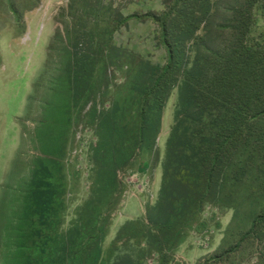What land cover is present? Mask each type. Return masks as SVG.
I'll list each match as a JSON object with an SVG mask.
<instances>
[{
  "label": "rangeland",
  "instance_id": "obj_1",
  "mask_svg": "<svg viewBox=\"0 0 264 264\" xmlns=\"http://www.w3.org/2000/svg\"><path fill=\"white\" fill-rule=\"evenodd\" d=\"M165 1L0 0V264L14 248L17 214L42 157L60 161L59 233L80 224L76 222L81 215L95 207L99 221L107 217L102 240L106 264L128 255L140 264H264L260 243L246 237L261 209L262 190L240 182L211 195L176 245L168 242L155 251L144 234L112 245L127 220L139 219V229L151 226L147 211L161 192L179 90L173 87L163 103L155 139L146 132L134 140L138 133L131 132V125L152 120L143 119L146 106L131 96L137 98L132 82L143 70L142 60L158 66L166 62L167 51L152 16L164 10ZM262 3L254 9L250 41H262ZM83 34L92 37L95 59L90 72L95 88L86 87L92 94L85 104L81 64L73 69L81 56V51L74 55L73 45H81ZM107 41L128 55L110 56L115 62L103 57L99 45ZM117 59H122L120 65ZM102 60L108 62L106 72ZM68 86L74 95L71 108L66 106ZM104 116L110 121L101 123ZM41 140L58 142L45 153L39 148Z\"/></svg>",
  "mask_w": 264,
  "mask_h": 264
},
{
  "label": "trees",
  "instance_id": "obj_2",
  "mask_svg": "<svg viewBox=\"0 0 264 264\" xmlns=\"http://www.w3.org/2000/svg\"><path fill=\"white\" fill-rule=\"evenodd\" d=\"M257 3L261 0H166L164 10L152 14L167 57L160 66L142 60L143 70H138V78L133 76L137 98H131L146 106L143 119L152 120L134 124L137 128L131 125V132L138 133L134 140L146 132L155 139L163 103L175 86L178 107L167 143L161 192L147 211L151 226L139 229V219L125 221L113 246L142 234L155 251H162L168 242L176 245L183 238V228L191 225L211 195L240 182L250 190H262L261 209L246 237L255 238L264 252V33L262 41L249 38ZM89 38L83 34L81 45H73L76 57L81 51L73 69L81 64V81L86 78L81 86L83 104L92 94L86 87L95 88L90 82L95 59ZM99 52L113 62L110 56L129 53L108 41L99 45ZM117 60L120 65L122 59ZM107 64L102 60V71L106 72ZM77 79L73 75L72 80ZM69 92L72 99L68 98L66 106L71 108L74 95L73 90ZM101 121L107 123L110 117ZM57 142L41 140L39 148L46 153ZM59 164L55 157L36 161L14 225L15 245L3 264H106L102 240L107 217L99 221L97 207L81 215L76 222L81 225L58 232L57 197L63 187ZM136 259L121 256L114 264H140Z\"/></svg>",
  "mask_w": 264,
  "mask_h": 264
}]
</instances>
